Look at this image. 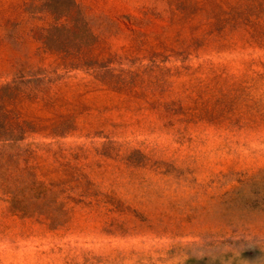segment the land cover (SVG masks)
Instances as JSON below:
<instances>
[{"label":"rangeland","instance_id":"1","mask_svg":"<svg viewBox=\"0 0 264 264\" xmlns=\"http://www.w3.org/2000/svg\"><path fill=\"white\" fill-rule=\"evenodd\" d=\"M78 1L99 40L69 57L36 1L0 0V87L33 127L9 175L55 209L0 190V264H264V0Z\"/></svg>","mask_w":264,"mask_h":264},{"label":"trees","instance_id":"2","mask_svg":"<svg viewBox=\"0 0 264 264\" xmlns=\"http://www.w3.org/2000/svg\"><path fill=\"white\" fill-rule=\"evenodd\" d=\"M33 1H36L37 4L35 2L28 3L26 5L27 12L33 18L41 15L50 18L49 25L37 33L36 40L41 45V51L78 57L98 42L99 37L87 20L86 6L84 7L78 0ZM14 96H17L16 92L8 85L0 87V190L5 194H12L11 190L14 188L15 194L11 199L14 211L23 214L38 213L47 218H54L53 203H50L51 208L42 211L38 207L31 209L26 202L28 199L42 196L43 193L47 196H51L53 193L47 186L39 189V180L34 168H25L19 173L9 175L15 171L12 168L13 165L32 157L31 150L22 144L26 133L33 131L31 123L20 121L18 117L12 120V112L7 107V101ZM9 176L10 179L14 177L18 183L17 186L10 187ZM18 195H20V200H18Z\"/></svg>","mask_w":264,"mask_h":264}]
</instances>
